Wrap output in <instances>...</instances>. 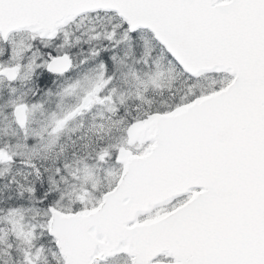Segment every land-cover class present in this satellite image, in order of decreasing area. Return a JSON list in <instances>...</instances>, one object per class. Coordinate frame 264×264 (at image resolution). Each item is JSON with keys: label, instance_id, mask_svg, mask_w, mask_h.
I'll use <instances>...</instances> for the list:
<instances>
[{"label": "snow or ice", "instance_id": "6c2138e0", "mask_svg": "<svg viewBox=\"0 0 264 264\" xmlns=\"http://www.w3.org/2000/svg\"><path fill=\"white\" fill-rule=\"evenodd\" d=\"M0 264H264V0H0Z\"/></svg>", "mask_w": 264, "mask_h": 264}]
</instances>
